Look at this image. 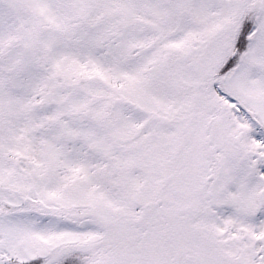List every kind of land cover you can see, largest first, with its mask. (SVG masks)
<instances>
[{"label": "snow or ice", "instance_id": "snow-or-ice-1", "mask_svg": "<svg viewBox=\"0 0 264 264\" xmlns=\"http://www.w3.org/2000/svg\"><path fill=\"white\" fill-rule=\"evenodd\" d=\"M0 264H264V0H0Z\"/></svg>", "mask_w": 264, "mask_h": 264}]
</instances>
